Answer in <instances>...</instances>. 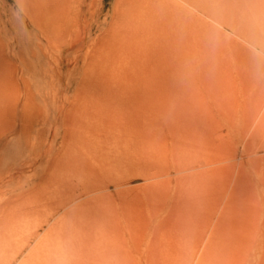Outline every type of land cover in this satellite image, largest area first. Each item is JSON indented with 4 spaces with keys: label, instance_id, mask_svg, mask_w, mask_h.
Wrapping results in <instances>:
<instances>
[{
    "label": "rangeland",
    "instance_id": "1",
    "mask_svg": "<svg viewBox=\"0 0 264 264\" xmlns=\"http://www.w3.org/2000/svg\"><path fill=\"white\" fill-rule=\"evenodd\" d=\"M162 4L0 0V264H264V0Z\"/></svg>",
    "mask_w": 264,
    "mask_h": 264
},
{
    "label": "bare ground",
    "instance_id": "2",
    "mask_svg": "<svg viewBox=\"0 0 264 264\" xmlns=\"http://www.w3.org/2000/svg\"><path fill=\"white\" fill-rule=\"evenodd\" d=\"M220 0H186L187 3H189L188 5H191L193 8V10L190 11H184V10H180V8H175V9H171L168 6H165V4H162L161 6L159 5V7H156V10L158 12H161L162 18L163 20H168V22H172V23H176V26L178 24V28L171 34L172 36H169L168 34H166L164 36V39L167 41H170V45H171V41H174L176 43L177 38L178 39H182V37H185V50L184 53L186 54V57L193 59L195 62L199 61V56L202 54V50H201V44H203V42L205 41L203 36L205 37L206 34V29L207 26L205 25V23L202 21H199L198 15H196L197 13L200 14H204L205 16L209 17L210 19H214L216 16V9H217V5L218 2ZM234 3L238 2V0H232ZM201 16V15H200ZM201 18V17H200ZM247 18V17H246ZM202 19V18H201ZM209 19V20H210ZM219 19V18H218ZM162 20V19H161ZM207 20V19H206ZM215 20V19H214ZM212 20V21H214ZM227 20V19H226ZM210 22V21H209ZM225 22V21H224ZM255 22V21H254ZM167 23V22H166ZM208 23V22H207ZM234 24V23H231ZM170 25V23H169ZM209 25V23H208ZM213 25V24H212ZM228 26V25H227ZM250 26V25H249ZM209 27V26H208ZM213 27V26H212ZM211 28V27H210ZM232 28V27H230ZM236 28V27H235ZM240 28V27H239ZM262 28V27H261ZM261 28L258 27V29L260 30ZM233 29V28H232ZM232 32V31H231ZM260 32H264V29H262V31ZM235 34V33H234ZM215 35V34H214ZM213 35V36H214ZM236 35V34H235ZM207 36V35H206ZM217 36V35H216ZM219 36V34H218ZM217 36V37H218ZM238 36V35H237ZM211 37V36H210ZM222 37V36H221ZM213 38V37H212ZM237 39V38H236ZM235 39V40H236ZM239 39V38H238ZM243 39V38H242ZM253 39V38H252ZM207 40V39H206ZM237 41V40H236ZM235 41V42H236ZM247 41V40H246ZM173 42V43H174ZM217 42V41H216ZM215 42V43H216ZM225 42V41H224ZM243 42V41H242ZM254 42V39H253ZM172 43V44H173ZM211 43V42H209ZM220 43V42H219ZM228 43V42H227ZM233 43V42H232ZM244 43V42H243ZM255 43H256V39H255ZM254 43V44H255ZM168 44V45H169ZM183 46L179 45L181 47V51H183L184 48V43H182ZM237 44V43H236ZM253 44V43H252ZM251 44V46H252ZM253 44V45H254ZM249 45V44H248ZM256 45V44H255ZM178 46V44H177ZM176 46V47H177ZM211 46V45H209ZM221 46V45H220ZM244 46V45H243ZM213 47V46H212ZM239 47V46H238ZM246 47V46H245ZM249 47V46H248ZM247 47V48H248ZM254 47V46H253ZM252 47V48H253ZM215 48V47H214ZM228 48V47H227ZM234 48V47H233ZM241 48V46L239 47ZM203 49V48H202ZM249 49V48H248ZM174 50V49H173ZM243 50V48H242ZM251 50V49H250ZM253 50V49H252ZM210 51V50H209ZM255 51V50H254ZM242 52V51H241ZM247 52V51H246ZM245 52V53H246ZM250 53V51H249ZM213 54V52H212ZM257 54V53H256ZM221 55V54H220ZM234 55V54H233ZM240 55V53H239ZM232 57V56H230ZM237 57V56H235ZM234 57V58H235ZM260 57V56H259ZM208 59V58H207ZM213 59V58H212ZM209 60V59H208ZM241 60V59H240ZM239 60V61H240ZM207 61V60H205ZM213 62V60H211ZM215 61V59H214ZM218 61V60H217ZM211 63V62H210ZM215 63V62H214ZM190 64V63H189ZM192 65V64H191ZM205 65V64H204ZM211 65V64H210ZM213 67V66H212Z\"/></svg>",
    "mask_w": 264,
    "mask_h": 264
}]
</instances>
